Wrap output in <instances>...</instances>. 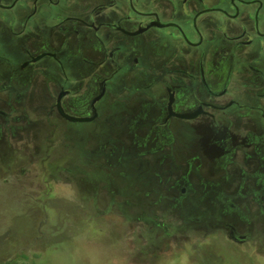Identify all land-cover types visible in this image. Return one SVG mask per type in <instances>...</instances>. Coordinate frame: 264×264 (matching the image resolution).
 <instances>
[{"label": "flooded vegetation", "instance_id": "1", "mask_svg": "<svg viewBox=\"0 0 264 264\" xmlns=\"http://www.w3.org/2000/svg\"><path fill=\"white\" fill-rule=\"evenodd\" d=\"M0 105L4 126L85 124L99 142L103 125L127 129L132 175L159 183L133 187L134 205L168 203L239 244L244 211L263 219L264 0H0ZM206 174L240 185L200 190Z\"/></svg>", "mask_w": 264, "mask_h": 264}, {"label": "rangeland", "instance_id": "2", "mask_svg": "<svg viewBox=\"0 0 264 264\" xmlns=\"http://www.w3.org/2000/svg\"><path fill=\"white\" fill-rule=\"evenodd\" d=\"M17 108L16 115L33 120L29 107ZM79 126L66 137L61 127H33L24 119L0 123V264H264V215L261 222L251 220L259 208H247L236 225L247 234L239 244L221 233L209 237L215 227L191 224L189 214L180 224L178 208L168 203L134 205L133 187L143 192L159 183L132 175L128 130L103 125L99 142L85 124ZM117 133L124 143L105 141ZM217 179L206 174L197 183L200 190L206 180L209 191L228 193L240 185L234 175L232 184L228 177ZM212 194L198 216L214 213Z\"/></svg>", "mask_w": 264, "mask_h": 264}, {"label": "trees", "instance_id": "3", "mask_svg": "<svg viewBox=\"0 0 264 264\" xmlns=\"http://www.w3.org/2000/svg\"><path fill=\"white\" fill-rule=\"evenodd\" d=\"M1 264H32V263L20 262V261H17V260L9 259V260H7L5 262H2Z\"/></svg>", "mask_w": 264, "mask_h": 264}, {"label": "water", "instance_id": "4", "mask_svg": "<svg viewBox=\"0 0 264 264\" xmlns=\"http://www.w3.org/2000/svg\"><path fill=\"white\" fill-rule=\"evenodd\" d=\"M71 119H75V120H86V117H71Z\"/></svg>", "mask_w": 264, "mask_h": 264}]
</instances>
